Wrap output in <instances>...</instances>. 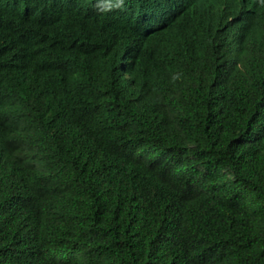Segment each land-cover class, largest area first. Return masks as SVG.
I'll use <instances>...</instances> for the list:
<instances>
[{
    "label": "trees",
    "instance_id": "obj_1",
    "mask_svg": "<svg viewBox=\"0 0 264 264\" xmlns=\"http://www.w3.org/2000/svg\"><path fill=\"white\" fill-rule=\"evenodd\" d=\"M227 2L121 77L115 26L80 45L108 0H53L69 44L0 69V264H264V0ZM44 5L0 0L36 37Z\"/></svg>",
    "mask_w": 264,
    "mask_h": 264
},
{
    "label": "clouds",
    "instance_id": "obj_2",
    "mask_svg": "<svg viewBox=\"0 0 264 264\" xmlns=\"http://www.w3.org/2000/svg\"><path fill=\"white\" fill-rule=\"evenodd\" d=\"M52 2L45 0L43 7L49 10L48 16L37 37L23 20L6 18L5 9L0 7V69L7 77L15 75L17 65L23 61V51L29 46L38 45L42 38L60 37L67 42L66 12ZM244 2V9L250 12L262 0ZM227 4V0H108L106 9L102 5L92 4L97 14L80 38V45L87 43L90 47L93 42L100 45L112 38L111 30L115 26L114 39L118 47L114 51V68L121 77H128L132 65L163 57L171 49L193 39L206 17L219 15L230 20ZM109 6L118 11L115 19L107 9ZM102 77L103 74L92 73L96 82Z\"/></svg>",
    "mask_w": 264,
    "mask_h": 264
},
{
    "label": "bare ground",
    "instance_id": "obj_3",
    "mask_svg": "<svg viewBox=\"0 0 264 264\" xmlns=\"http://www.w3.org/2000/svg\"><path fill=\"white\" fill-rule=\"evenodd\" d=\"M142 22H152V21H142ZM230 45V44H229ZM102 50V49H101ZM259 72V71H258ZM43 193V192H42ZM12 206V205H11ZM94 213V212H93ZM39 220V219H38ZM191 225V224H190ZM203 229V226H201ZM202 231V230H201ZM168 232V231H167ZM204 232V231H203ZM185 235V234H184ZM74 248V247H73ZM97 256V255H96ZM241 259V258H240ZM233 261V260H232ZM237 261V260H236Z\"/></svg>",
    "mask_w": 264,
    "mask_h": 264
}]
</instances>
